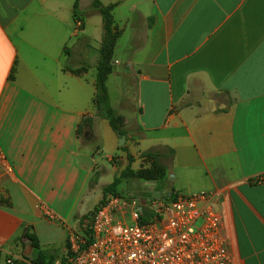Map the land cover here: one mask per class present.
I'll return each instance as SVG.
<instances>
[{"label": "crops", "instance_id": "crops-1", "mask_svg": "<svg viewBox=\"0 0 264 264\" xmlns=\"http://www.w3.org/2000/svg\"><path fill=\"white\" fill-rule=\"evenodd\" d=\"M95 1L120 32L107 88L123 136L94 103ZM0 147L4 260L30 232L73 264L69 234L114 181L105 161L137 171L162 149V197L215 194L233 264H264V0H0Z\"/></svg>", "mask_w": 264, "mask_h": 264}, {"label": "built area", "instance_id": "built-area-1", "mask_svg": "<svg viewBox=\"0 0 264 264\" xmlns=\"http://www.w3.org/2000/svg\"><path fill=\"white\" fill-rule=\"evenodd\" d=\"M0 165L11 169L1 147ZM222 233L215 194L176 193L147 204L109 195L68 244L73 264H233Z\"/></svg>", "mask_w": 264, "mask_h": 264}, {"label": "trees", "instance_id": "trees-1", "mask_svg": "<svg viewBox=\"0 0 264 264\" xmlns=\"http://www.w3.org/2000/svg\"><path fill=\"white\" fill-rule=\"evenodd\" d=\"M93 8L101 14L103 19V26H104V36H103L102 46L100 48V59L97 66V78H96L97 94L94 103L96 105L98 114L109 121L110 126L112 127L114 132L123 136L125 135V132L122 127L123 125L122 119L109 105V94L107 88L108 77L113 71L112 61L114 57V50L120 36V32L115 25L114 18L112 15L114 6H104L99 1H95L93 3ZM74 14L77 21L83 22L82 17L80 16L79 13L78 1H76L74 5ZM91 123L92 120L90 118L83 119L82 123L80 124L79 133L81 134V132L84 131L85 129H90ZM155 154H152L151 152H147L143 156L154 157ZM124 175L136 176L137 178L145 181H157L158 179L162 180L165 177L166 171L164 170L158 175L156 172L153 171V168L142 169L138 172H135L131 169V167H129ZM119 185H120V180L115 179L111 185L104 187L103 199L95 209V212L104 203V201L109 195L117 196L116 191L118 190ZM175 194L176 193L171 192L169 197L174 198ZM147 220H148V216L145 219H143L144 222H146ZM25 236L27 239L31 241V246L34 249L40 250L39 242L36 236L28 235V234ZM53 252L56 253L57 251L56 250H53L52 252L40 251L39 255L37 256L38 258H35L32 261V264H53V261L56 258ZM47 256H49L48 257L49 259H47ZM1 260H2V253L0 252V264H1Z\"/></svg>", "mask_w": 264, "mask_h": 264}, {"label": "rangeland", "instance_id": "rangeland-1", "mask_svg": "<svg viewBox=\"0 0 264 264\" xmlns=\"http://www.w3.org/2000/svg\"><path fill=\"white\" fill-rule=\"evenodd\" d=\"M148 152H151L152 154H155L154 157L152 156H143L145 153H143L142 155L139 156V158L144 159L140 161V166L137 171L138 172L142 169H144V166L147 165L149 163L150 167L149 168H153V171L156 172L158 175L162 172V171H166L167 167L169 166V154L162 149H155V150H150ZM129 162H133L131 159ZM121 163L118 161H113L110 160L109 162L105 161V166L111 170V177L112 179H119L120 180V185L118 190L116 191L117 197H121V198H127V199H136L139 202H141L142 204H147L149 201L152 200H160V199H165L166 197H162V189H164L163 185H164V181L161 180H157V181H145L142 179L137 178L136 176H130V175H124L126 170L130 167H126L122 172H121ZM117 169L116 171L115 168ZM164 169V170H163ZM134 171V170H133ZM117 177V178H116ZM103 199V197H102ZM99 205V203L85 216H82L80 218V223H79V229H82V224L91 219L93 214L95 213V209L97 208V206ZM32 235V233L30 232H26L25 235ZM22 246V251H20L18 249L16 256L17 259H13L14 263L13 264H32V261L35 259L33 257L34 254V248L31 246V242L29 239L26 238L25 243H21L19 244V248ZM28 247V248H27ZM27 248V249H26ZM69 250V247H68ZM70 254V252H69ZM58 258H61L59 260V264H67V258L66 255H62L59 254L57 256ZM38 258V257H37ZM1 264H7V259H3L1 260Z\"/></svg>", "mask_w": 264, "mask_h": 264}, {"label": "water", "instance_id": "water-1", "mask_svg": "<svg viewBox=\"0 0 264 264\" xmlns=\"http://www.w3.org/2000/svg\"><path fill=\"white\" fill-rule=\"evenodd\" d=\"M125 140H126V138H125V137H121V142H120L119 146H123V145H124V143H125ZM38 252H39V250H38V249H36V250H35V253L37 254ZM33 257H34V258H36L37 256H36V255H34Z\"/></svg>", "mask_w": 264, "mask_h": 264}]
</instances>
